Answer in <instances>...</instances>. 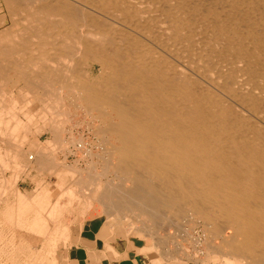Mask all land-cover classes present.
Wrapping results in <instances>:
<instances>
[{
    "label": "bare ground",
    "instance_id": "obj_1",
    "mask_svg": "<svg viewBox=\"0 0 264 264\" xmlns=\"http://www.w3.org/2000/svg\"><path fill=\"white\" fill-rule=\"evenodd\" d=\"M5 1L20 29L0 35V94L1 82L21 86L26 106L0 97V145L29 142L33 121L50 131L48 148L19 140L4 156L0 146V167L11 162L17 171L11 186L27 166L52 169L48 152L62 144L94 158L82 137L66 140L57 128L67 106L88 126L97 122L95 135L111 146L108 169L132 185L109 188L118 197L107 203L113 212L138 210L153 223L164 212L177 232L180 221H199L207 240L219 239L208 247L225 251L226 264H264V0ZM37 98L44 108L31 110ZM59 167L60 178L76 172ZM74 182L61 191L70 201L53 207L48 191L26 198L17 190L11 221L41 236L49 220L74 211L82 181ZM54 226L48 256L55 264L52 251L68 230Z\"/></svg>",
    "mask_w": 264,
    "mask_h": 264
},
{
    "label": "rangeland",
    "instance_id": "obj_2",
    "mask_svg": "<svg viewBox=\"0 0 264 264\" xmlns=\"http://www.w3.org/2000/svg\"><path fill=\"white\" fill-rule=\"evenodd\" d=\"M0 24H1L0 25V35L4 31L8 33L12 30L17 31L18 29H20V27H19L20 24L18 23V21L17 20L14 21V19H12V16H10L9 8H8L5 0H0ZM94 75H97V70H95ZM1 84H3V85L5 84L4 85L5 92L0 94L1 99H3L5 101V103L8 102V104H9L12 102L13 98H16V100L18 102L17 106L20 105L19 106L20 108L26 106L25 103H23L24 101L26 102V99H25L26 96H24L25 93H22L24 91H21L22 90V88H20L21 86L12 88L11 85H9V84L7 85L4 82H1ZM37 100H35L36 102H34V106L32 105L29 107L31 110L34 109V107H35V109L44 108V104L39 100V98H37ZM66 108H67V111L65 110ZM63 109L65 110V111L63 110V114L65 113L66 116L67 115L68 116L63 117L62 113L61 114L59 113L58 115H61L60 120L63 121L62 119H64V122L61 123V121H60V123L58 124V127H57V124L53 125V127L55 126V127L59 128V130L62 129V131H63L62 134L64 135V138L66 140L70 139L71 133H72L74 138H76V139L78 138L77 140L82 141V139H83L82 142H84L86 144L87 149L90 150L91 153H93L92 155H94L93 156L94 158L89 157V154H87V156L83 155L84 153L79 152L77 150L74 151L75 153L73 152V154L72 153L70 154L67 152V148L65 149V146L62 144L60 147L57 146L58 148H53L52 150H50L48 152L49 155L53 154L52 156L54 158V161H52V162L55 164V166L51 165L52 162H51L50 166H52V169L54 170V172L52 171L51 167H48V168L46 167L47 169H44V170H43V168H42V170H38L35 167L30 168V166H27L23 175H21V178L17 181V183L14 186L13 185L11 186V183H12L11 179L14 176V174L17 173L16 170L14 171V169H15V168H13L14 165H12L11 162H9L8 167L10 169L9 168L5 169V168L0 167V176H1L0 177V183L2 181L1 179L3 178V181L1 183L3 186L0 184V188H1V191H4V192L0 191V198L3 197V199H4V201H2L3 203L0 202V264H54L53 262L50 261V259H49L50 256H48L49 249H50L49 238H50V234L52 232L51 230L55 228L54 224L56 225V227L58 225L65 227L67 225H64V224L61 225V222L64 223L66 216H69L70 214H74V212L76 211V209L79 206L86 205L87 207H90L94 204H99L100 205L99 207L105 209V213L107 215L108 221L116 223L118 225V227L125 230L128 235L134 236V237H137V238H140V239H143L144 241H146L147 244L149 245V247H151L152 251L155 252L156 255H159L161 257V259H163L164 261H166L168 263H172V264H226V257H228V254L225 251L221 252V254L220 253L218 254V250L214 249L213 247L211 249H209V247H208V245H211V244H212V246L217 247L220 244L219 239H215L212 242L210 240H207L208 237L205 234L204 228L199 221H191L190 222L188 220H186V221L182 220L179 222L180 231L177 232L176 230H174V228L173 229L171 228L172 225H170L171 223L168 222L169 221L168 219L166 220L167 214L164 212H162V215L165 214V219L158 220L157 223L151 222V220H149V218H147L146 216H143L141 214L139 215L138 210L137 211L131 210L132 212H130V211H127L126 209H120L119 211L113 212L112 209L109 208L108 204L110 205V203L112 204V203H114V201H117L118 197H115V196L111 195L110 193H107L109 188L112 191L117 188V189H119L120 192H127L128 190L131 189L132 185H131L130 181H128L124 177H121L122 176L121 174H118L116 172L114 173L113 170L110 169L111 170L110 171L108 169V161H106V159H109L112 156H109L108 154H104V150L107 151L111 146L109 145V143H105L107 141H104L100 136L95 135L94 128L97 125V122L94 124H89V126H88L87 122L90 123L91 121L89 120V118L87 116L81 114V113H83L82 111L78 112V115L76 117V114L70 113L73 111L71 108L69 109V107L64 106ZM70 110H72V111H70ZM35 117L39 118L40 117L39 113H37L35 115ZM65 118H67V119H65ZM65 120H66V122H65ZM69 120H71V121H69ZM34 122L36 125L34 124ZM41 123H42L41 121H33V122H31V124L29 123L27 125L29 128L27 130L31 131L32 133H34V131L37 132V133H34V136L31 134L28 135V138H27L29 140V142L27 141L28 143L26 141L24 142L23 138H21V140L19 138L16 141L15 140L14 141L11 140V141L16 143L15 145H21V144H18V143H20V141H21V143L24 142L22 144L25 145L26 148H28V145L30 143H32V145L35 146L34 142L38 143L42 148L43 147L48 148L49 146H48V143L46 140H48L50 138V134H49L50 131H48V126L46 128H41L43 126L42 125L43 123L42 124ZM84 123H86L87 126ZM63 125H65V126H63ZM91 125H93L94 128ZM62 126H63V128H62ZM34 127H36V130L34 129ZM90 128L91 129L93 128V129L91 130ZM39 129H42V130L37 131ZM2 130H3V128H2ZM24 130L26 132V129H24ZM29 131H28V133H29ZM69 132H70V134H68ZM24 133L21 132V134H23V135L27 134V133L26 134H24ZM91 134H93V135H91ZM81 137H82V139H81ZM35 139H36V141H35ZM14 143L13 144L9 143V145L14 146V148H15L16 146L14 145ZM110 143H113V141L110 140ZM95 145H97V146H95ZM0 146H2V145H0ZM10 146H8V147H10ZM12 146H11V148H12ZM62 146H63V148H62ZM8 147H6L4 145L1 147V148L5 149V150L1 149L2 155H4V156L10 155L11 156V154H12L11 152L14 150V148L11 149ZM70 147H71L70 148L71 150H74V148H72V146H70ZM7 148L9 150L11 149V151H8V154H5V151L7 150ZM97 148L100 150H98ZM3 152H4V154H3ZM98 152H100V153L98 154ZM101 154H104L106 156L102 155L103 156V158H102V156H100ZM95 157H97L98 159H95ZM104 157H106V158H104ZM113 157H115V156H113ZM34 161L35 160H33V162ZM101 164H103L105 166H103V165L101 166ZM11 166H13V167H11ZM59 166L60 167L64 166L66 168L65 170H68V168L69 169H75L76 172L63 173L62 174L63 177L60 178V176H59L60 174L58 173L57 169L55 171V168H57ZM77 168H80V169L77 170ZM102 170H104V171H102ZM2 171H3V173H2ZM105 172H107V173H105ZM49 173H51V174L49 175ZM69 174H71V175L73 174V175L71 176ZM104 174H106V175H104ZM10 175H11V177L9 178L8 176H10ZM58 178H60V180H58ZM63 178H65V180ZM5 179H6V181H4ZM7 179H9L10 181ZM84 179H86L85 182H83ZM77 180L82 181V183L79 186H81V188L85 187L86 189L85 188L81 189L79 186L77 189V188H75V187H77L76 186L77 184L76 185L74 184L75 185L74 190L76 189L74 191V194L77 197V199H75V201L73 200L74 198L71 200V203H72L71 206L74 207V211L71 212V210H70V212H69V210H68L66 212L65 216H63V219L56 220L57 223L53 219H51L52 221L49 220L48 221L49 223H47V225L45 226V231L41 236L40 235L38 236V234L36 235L35 232H29L26 229L19 228V227H17V224H15V223H13V221H11L10 215L12 214V208H14L16 210V205H17V200H16L17 199V196H16L17 190L20 191L21 193H23V195H25L26 198L27 197H29V198L34 197L37 194H40V192H42V191H44V192L48 191V194L50 195L49 205L51 204L50 206L49 205L48 206L53 207V205H55V203H56V200L58 201L61 198H63L62 194L64 193L63 191H65L66 186L68 184L71 186L73 183H75L74 181L77 182ZM93 181H94V183H93ZM5 182H7V185H5ZM87 182H89V183H87ZM127 182L130 184H128ZM85 183H87L86 184V186L88 185L87 187L85 186ZM82 184H83V186H82ZM90 185L91 186L93 185L94 187L92 186L93 187L92 188ZM88 187H90V188H88ZM107 187H108V189H107ZM15 188H16V190H15ZM105 188H106V191H105ZM87 189H90V192ZM79 190H81V191H79ZM93 193L95 196H92ZM102 193H103V195H102ZM110 195L113 197H111ZM119 195H121V193ZM58 196H59V198L55 199ZM101 197H103V198L105 197V198L102 200ZM63 199L61 200V202L63 201L62 203H65V202L67 203V201H70V198L67 195H65V197ZM97 200H99V201H97ZM108 202H110V203H108ZM116 210H117V208H116ZM127 213H128V215H126ZM30 215H28V217H26L27 219L29 218V220H27L28 222L32 220L31 218L33 215L31 213H30ZM123 216H125V217H123ZM159 224H161V226ZM157 226L158 227L160 226V227L158 228ZM155 228H157V229H155ZM67 230H68L67 233L64 235L65 238L63 237V239H61V241H58L55 244V247L52 251L54 253L53 258L56 259L55 264H68L67 260L64 256L65 254H64V252H62L63 247L67 243V241L65 239L68 238V236L70 234L69 226H67ZM153 230H154V232H153ZM156 238H158V239H156ZM206 240L208 243H205ZM163 249H164V251H163ZM177 249H179V250H177ZM227 259H229V258H227ZM239 264H242V263H239ZM244 264H246V262Z\"/></svg>",
    "mask_w": 264,
    "mask_h": 264
},
{
    "label": "crops",
    "instance_id": "obj_3",
    "mask_svg": "<svg viewBox=\"0 0 264 264\" xmlns=\"http://www.w3.org/2000/svg\"><path fill=\"white\" fill-rule=\"evenodd\" d=\"M99 206H79L65 217L70 234L62 252L68 264H172L156 255L146 241L108 221Z\"/></svg>",
    "mask_w": 264,
    "mask_h": 264
}]
</instances>
